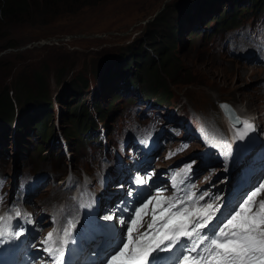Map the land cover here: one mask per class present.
Instances as JSON below:
<instances>
[{"label": "rangeland", "instance_id": "374dc122", "mask_svg": "<svg viewBox=\"0 0 264 264\" xmlns=\"http://www.w3.org/2000/svg\"><path fill=\"white\" fill-rule=\"evenodd\" d=\"M194 1L196 3L200 0H102L97 5L81 9L74 14L48 19L47 22L50 23L45 25L19 26L15 29V41L20 47L0 53V58L3 56L0 62V88L8 87L14 92L23 88L34 93L36 88L32 78L36 71L45 73L48 90L53 96H60L68 88L67 86L75 84L80 76L89 78L91 85L96 88L101 79L98 74L95 76L94 72H98L102 63L106 62L107 66L118 65L117 60L123 58L121 63L123 64L124 60L139 53L140 46L144 49L151 47L149 46L153 44L151 38L155 33L158 32L163 37L169 36L172 33L169 20L175 21L180 17L182 18L180 22L186 24L183 25L184 30L180 35L176 36L177 44L173 57L176 62L164 69V72L172 78L170 82L176 85L173 86L177 88V92L173 89L177 94L173 103L187 116L184 120L187 124L184 130H187V133L182 130L176 138L169 132L162 135L153 130L142 131L135 135L134 146L138 154H147L151 151L157 138H160L164 145H172L178 140L181 141L182 135L188 136L185 140L188 141L185 143L188 149L185 151L192 152L191 148H193L197 152L201 148L204 137L213 132V127L218 122L221 121L220 124H222L221 112L218 119V108L221 102L237 104L239 101L245 107H249L247 113L255 119V126L264 130V121H262L264 116V64L261 63L264 59L263 36L255 37L248 51L256 52L255 57L248 52H245L246 57L240 56L242 46L236 54L233 51L231 55L226 50L224 55L212 56L207 51L206 38L202 39L200 35H190L194 23L188 24L186 13H182L185 11L184 8L193 7ZM219 1L214 12L209 11V2H206L207 9L204 11L202 21L209 19L212 14L221 15L226 6H232V3L238 0ZM243 1L242 6L247 5V0ZM158 14L159 17L154 20ZM195 21H198V18L193 22ZM211 21L209 19L202 24V27L207 28V24ZM232 41L233 39L228 36V44L231 48ZM160 64L162 60L158 59L156 65ZM122 79L123 77L120 76L114 77L110 81V86L105 87L104 91L95 95L94 98L90 96L86 105L95 102V98L106 103L109 95L116 91ZM126 85V83L122 84L120 90ZM108 89L110 90L106 93ZM126 90L134 93L135 97H139L138 89L127 87ZM89 93L92 94V89ZM151 101L154 103L153 100ZM123 105L125 102L122 100L115 103L117 110ZM54 112L52 120L58 136L60 130L69 133L68 119L58 120L57 109ZM183 112L177 113L178 119H181ZM194 121L200 124L198 130L195 128L196 125L193 126ZM154 124L156 126V122ZM6 133L7 141L0 142V150H2L0 157L6 155L8 158L5 160L0 158V173L9 188V202L0 199V211L3 209L9 212L23 211L32 218H36L41 227L46 230L48 214L53 209L50 201L60 193V190L64 191V185L61 182L52 184V171L56 175L62 174L61 168L72 158L76 161L74 163L71 161L72 167L79 173L83 171L93 173L99 166V160L94 167L90 168V159L82 158L79 153L74 155L76 146L73 145L69 147L73 153L71 157L65 155L63 161H57L56 165L59 170L57 173L53 165L46 163L48 158H40L41 156L50 157L53 151L58 152L59 149L54 144L52 149L57 148L58 150H51L48 153L46 149L51 148L49 143L44 145L41 156L39 152L33 155L34 160L39 161L38 167L33 166L32 163L25 166L24 161L31 159L33 147L29 144L23 147L24 141L15 130L4 129L0 131V137L5 136ZM23 136L25 137L26 134ZM11 141L17 142L18 149L15 147L12 149ZM69 164L70 162L67 165ZM24 185L34 186L31 193H24L26 192L23 189ZM80 185L82 187L83 183ZM15 195L20 199L15 198ZM23 198L27 199L28 205H33V212L22 204H20L21 208L16 206L22 203ZM12 199L15 205L10 203ZM115 208L119 209V207Z\"/></svg>", "mask_w": 264, "mask_h": 264}, {"label": "trees", "instance_id": "16d2710c", "mask_svg": "<svg viewBox=\"0 0 264 264\" xmlns=\"http://www.w3.org/2000/svg\"><path fill=\"white\" fill-rule=\"evenodd\" d=\"M101 1L0 0V53L20 47L15 41V29L19 26L45 25L50 23L47 22L48 19L74 14L81 9L97 5ZM212 1L200 0L199 2L196 1V3L194 1L195 5L191 8H186L184 13L188 15V19H192L191 11L193 9L204 12L207 9L206 2H209L208 9H210L213 5ZM248 2H250L249 6H242L243 0L235 1L231 11H227L228 7L226 6L224 13L220 16L212 17L216 24L210 26L213 20L207 24V29L212 27V30H214L208 36H212L216 30L226 32L228 27L240 24L242 19L249 16L251 9L256 15L264 11V0H248ZM158 17L159 14L155 16L154 20ZM181 19L179 17L175 21L169 20L172 30L169 36L163 37L162 34L155 33L151 38L153 42V44L149 45L151 47L144 49L140 46L139 53H135L131 58H127L126 61L124 60L123 64H121L123 58L117 60L118 65L107 66L105 65L106 62H104L100 65L98 72H94V75L97 76L98 74V77L100 76L103 85L114 77L125 76V79L120 81L138 89L142 98L153 100L159 106L170 105V102L174 99L172 87L176 85L170 82L172 78L165 74L164 69L176 62L175 58H173L177 44L176 36L184 30L183 25L186 24H182L180 22ZM193 23V30H191L190 35L197 36L199 34L204 37L202 30L199 32L194 30L195 28H200L201 23L198 24L197 21ZM2 59L3 56L0 58V62ZM158 59L162 60V64L159 66L156 65ZM116 69L117 71H114ZM32 80L36 88L34 93H31L29 89L27 91L23 88H19L15 92L8 87L0 88V127L9 130L15 128L18 136L24 141L23 147L30 145L29 142H31L33 145L32 152L37 153L38 151L41 156L44 145L49 144L55 137V126L52 119L57 107L61 110V118L64 121L68 119L67 129L69 133L67 131L63 133L69 144L80 145L76 148L79 150L81 148L80 143L91 146L89 142L98 141L97 136H93L98 130V125L93 114L90 115V111L85 105V101L90 96L89 92L92 86L89 78L85 76L78 77L75 84L68 85V88L60 96L57 95L55 97L48 90L47 77L44 72H34ZM119 92L116 91L113 97L111 95L106 106L96 101L94 102L96 113L101 119L109 120L117 112L115 103L117 99L123 98ZM23 94L25 95L22 96ZM24 134H26L25 137L23 136ZM46 151L48 153L51 152L49 149H46ZM40 158H48L47 160L57 162V158L58 161H61L64 158V154L62 149L59 148L58 152H52L50 157L41 156ZM65 168H67V165Z\"/></svg>", "mask_w": 264, "mask_h": 264}, {"label": "snow or ice", "instance_id": "6c2138e0", "mask_svg": "<svg viewBox=\"0 0 264 264\" xmlns=\"http://www.w3.org/2000/svg\"><path fill=\"white\" fill-rule=\"evenodd\" d=\"M250 128H254V125L244 122V129ZM262 189L264 184L249 193L211 237L200 232L213 219V214L209 212L213 208L211 204L206 205L205 209L198 213L196 220L189 219L190 214L186 208L170 213L167 218H163L162 215L161 226L156 229L159 238L154 236L148 243L143 244L142 241L149 233H142L135 241L136 246L131 252L129 245L133 243V229L129 227L127 239L109 258L107 264H150L152 253L157 249L160 251L172 249L181 237L191 241V244L184 247V254L177 264H264V200L257 203L254 199ZM147 206V203L142 205L143 208ZM167 211L168 209H164V212ZM139 213L138 209L137 216ZM15 215L19 216L20 212L16 210ZM106 219L111 220L113 217L108 216ZM5 223L6 217H0V235L4 234ZM131 223L135 224L136 220ZM156 223V213L153 210V220L148 229H154ZM69 225L71 227V222ZM70 227L65 229L66 236L70 233ZM52 237L53 234L49 233L46 242L51 241ZM61 239L62 242H66ZM165 242H168L166 247H161ZM45 251L55 257L56 264H59V258L56 257V253L61 251L59 248L53 250L49 247Z\"/></svg>", "mask_w": 264, "mask_h": 264}, {"label": "bare ground", "instance_id": "6f19581e", "mask_svg": "<svg viewBox=\"0 0 264 264\" xmlns=\"http://www.w3.org/2000/svg\"><path fill=\"white\" fill-rule=\"evenodd\" d=\"M241 2V1H240ZM220 1L219 0H213V5H212V8H211V11H215L216 10V7L219 5ZM230 9V5L228 6V10ZM236 108L238 109L239 112H242L244 114L247 113V110L249 107H245L243 104H241L239 101H237V106ZM262 121H264V116H263V119ZM254 125H256L255 121H254ZM0 131H4V128L3 127H0ZM60 133H62V130H60ZM11 144L13 145L12 149L15 147L16 149H18V147L16 146L17 145V142H12L11 141ZM60 148L62 149V153L63 154H68L69 156H71V152H70V149H68V146L66 144H61ZM15 152V150H14ZM63 194L62 193H58L57 196H62ZM51 204L54 206L55 209H60V203L58 204L56 202V197L52 198L51 200ZM25 207H28L29 209H31V211L33 212V205H28L27 203L24 204ZM25 208H23L24 210ZM71 209H73V206L71 207Z\"/></svg>", "mask_w": 264, "mask_h": 264}, {"label": "water", "instance_id": "95a60500", "mask_svg": "<svg viewBox=\"0 0 264 264\" xmlns=\"http://www.w3.org/2000/svg\"><path fill=\"white\" fill-rule=\"evenodd\" d=\"M1 56V55H0Z\"/></svg>", "mask_w": 264, "mask_h": 264}]
</instances>
